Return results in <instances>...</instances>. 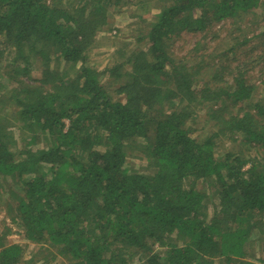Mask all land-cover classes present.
Listing matches in <instances>:
<instances>
[{
    "label": "trees",
    "instance_id": "obj_1",
    "mask_svg": "<svg viewBox=\"0 0 264 264\" xmlns=\"http://www.w3.org/2000/svg\"><path fill=\"white\" fill-rule=\"evenodd\" d=\"M120 1L0 0V72L7 56L25 76L35 58L44 62L32 85L0 94V179L20 185L15 211L26 240L74 264H255L246 250L264 232V102L227 112L251 99L254 87L241 77L228 88L201 84L167 42L264 11V0H170L140 38L144 48L97 71L88 52L108 24V7ZM53 49L69 70L55 71ZM11 101L20 132L31 133L18 154L15 124L2 114ZM198 110L214 122L201 140L193 128ZM224 137L256 155L217 156ZM131 142L154 174L127 167ZM199 182L214 183L213 202ZM23 255L0 237V264H22Z\"/></svg>",
    "mask_w": 264,
    "mask_h": 264
},
{
    "label": "rangeland",
    "instance_id": "obj_2",
    "mask_svg": "<svg viewBox=\"0 0 264 264\" xmlns=\"http://www.w3.org/2000/svg\"><path fill=\"white\" fill-rule=\"evenodd\" d=\"M75 2V0H73ZM73 2V3H74ZM170 0H121L113 2L108 7V24L96 34V41L88 52V66L103 71L118 61H123L126 55L132 50L144 48L146 41H140L148 29L156 21L162 7L168 5ZM169 55L177 60L183 61L194 73L201 84H214L217 87L228 88L235 84L236 78H242L254 87L252 98L242 106L228 104L227 112L242 109L251 111L255 101L264 102L263 81H264V11H256L255 14L238 19L236 22H222L213 25L205 32H183L180 36L167 42ZM51 51V50H50ZM120 52V53H119ZM54 55L53 68L59 74L70 69V65L64 63L58 53ZM34 59V69L29 76L17 69L11 58L8 56L2 60L0 72V94L6 95L20 84L32 85L33 79L40 76L42 63ZM46 65V64H45ZM20 66H23L21 64ZM16 71V72H15ZM18 71V72H17ZM69 74L75 77V69ZM4 75V76H3ZM240 78V79H241ZM105 74L103 81H107ZM35 85V84H34ZM36 85L41 86V83ZM52 83H45L44 88L49 89ZM108 89L116 100H122L123 95L115 92L113 86ZM226 98V96L221 97ZM13 101L4 106L2 114L8 116L9 122L15 124L14 137L17 140V147L13 149L18 154L24 144L25 138L30 137V131L21 133L16 123L17 108ZM196 124H193L194 136L199 140L207 138L214 130V122L208 121L209 115L205 110L196 112ZM68 124V122L66 121ZM217 140V156H224L227 153H240L245 157H254L256 152L248 151L240 140L237 142L226 139ZM140 142V141H139ZM138 142H131L127 152L126 165L134 172L150 176L155 172V166L148 160L146 152H143ZM38 146L45 145L43 137L36 140ZM100 151L105 149V144L98 146ZM248 167H246L247 169ZM11 178L0 179V185L4 190V197L0 200V237L6 245L19 244L24 249L22 264H74L72 261L62 258L59 251L42 243H31L26 240L24 228L21 226L15 205L21 195L20 185ZM207 185V186H206ZM199 191L206 192L211 202L217 197L214 183L208 184L199 182ZM264 231V228H263ZM256 236L247 248V258L254 259L255 264H264L256 261L264 257V232H256ZM252 244V245H251ZM248 246V247H249ZM255 246V247H253ZM163 254L165 250L155 248L154 252ZM218 264V263H217ZM224 264V263H220Z\"/></svg>",
    "mask_w": 264,
    "mask_h": 264
}]
</instances>
